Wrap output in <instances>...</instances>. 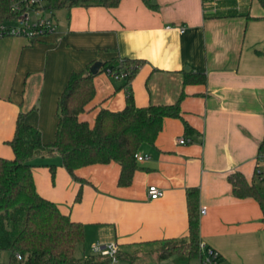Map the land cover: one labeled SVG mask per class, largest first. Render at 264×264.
I'll return each mask as SVG.
<instances>
[{"label":"crops","instance_id":"crops-1","mask_svg":"<svg viewBox=\"0 0 264 264\" xmlns=\"http://www.w3.org/2000/svg\"><path fill=\"white\" fill-rule=\"evenodd\" d=\"M156 2L155 10L141 0L74 5L39 39L0 37V156H13L8 141L19 112L44 143L54 138L57 98L72 70L116 56L143 59L129 83L98 71L94 97L79 118L92 124L101 107L122 109L128 88L138 106L173 103L183 91L181 116L195 132L186 135L180 118L165 117L154 142L139 147L149 158L137 162L125 186L117 183L114 161L78 168V181L57 152L37 155L36 191L83 223L87 241L128 251L185 237L186 189L197 187L200 239L219 253L220 264H264L260 207L253 197L235 196L228 181L239 171L253 183L263 157L264 10L258 0ZM187 70L204 72L206 82L183 84ZM149 184L162 195L150 199Z\"/></svg>","mask_w":264,"mask_h":264},{"label":"trees","instance_id":"trees-1","mask_svg":"<svg viewBox=\"0 0 264 264\" xmlns=\"http://www.w3.org/2000/svg\"><path fill=\"white\" fill-rule=\"evenodd\" d=\"M120 0H47V8L74 5H100L115 7ZM145 6L155 10L156 0H141ZM264 10V0H258ZM12 0H0V24L15 20L11 8ZM33 41L32 39H28ZM144 63L140 58L113 57L102 63L99 71L112 78L125 77L127 83ZM87 64L80 70H72L57 98V123L54 138L44 143L40 130L25 120L19 112L11 139L12 158L0 156V250H8V262L0 264H105L109 257L88 255L75 256L77 244L85 237L84 226L63 213L52 200L41 196L35 188L32 174V159L37 155L57 152L66 171L78 181L76 174L82 166L95 163L116 162L119 164L117 183L128 185L138 167L135 153L143 143L152 144L162 129L165 117L180 118L184 133L192 135L195 129L181 116L180 100L169 104H135L131 90L126 89L125 105L120 110L101 107L90 124L81 120L95 94L92 74ZM206 82L204 72H183V84ZM264 156V134L258 146V158ZM51 174L54 166L50 165ZM228 181L232 193L237 197H253L261 210L264 227V192L255 183H249L239 171L230 173ZM80 191L74 201H79ZM199 190L186 189L188 230L182 238L154 241L149 249L163 260L197 258L199 254L200 225L198 210ZM144 246H134L128 251L118 249L116 257L133 259ZM21 257L18 258L17 255ZM100 259V260H99Z\"/></svg>","mask_w":264,"mask_h":264},{"label":"built area","instance_id":"built-area-1","mask_svg":"<svg viewBox=\"0 0 264 264\" xmlns=\"http://www.w3.org/2000/svg\"><path fill=\"white\" fill-rule=\"evenodd\" d=\"M46 5L47 0H12L11 8L15 12L16 17L12 22L0 24V37L6 35L22 36L35 40L54 32L56 21L44 14L45 10L48 9ZM180 29L182 31V28ZM177 141L183 143L186 138L179 137ZM135 158L137 162H141L148 159L149 155L136 152ZM255 176H258L264 183V177L258 165L255 168ZM146 192L150 199H155L162 195V190L155 184H149ZM200 213H204V209H200ZM93 247L98 255L109 257L110 261L117 259L118 248L115 244H94ZM17 257L20 258L21 256L18 254ZM196 260V264H220V255L215 249L200 241L199 254Z\"/></svg>","mask_w":264,"mask_h":264},{"label":"rangeland","instance_id":"rangeland-1","mask_svg":"<svg viewBox=\"0 0 264 264\" xmlns=\"http://www.w3.org/2000/svg\"><path fill=\"white\" fill-rule=\"evenodd\" d=\"M65 6L56 7L53 9H46L44 14L46 16L52 17V19L57 20L59 15L61 16L65 12ZM2 38H0L1 40ZM260 170L262 171V176L264 177V156L258 161ZM254 183L258 190L264 192V183L259 179L258 176H254ZM94 243L87 241L84 237L82 243L77 244L75 248V256L77 258H82L88 255H95L97 253L93 247ZM151 246H144L142 251L138 253L133 259L126 256L118 257L115 261H108L105 264H196L197 260L192 259H175V256L168 257L166 259L160 260L157 258L156 253L152 252L149 248ZM10 257V252L8 250H0V263L8 262ZM100 260V259H99ZM99 264V263H97Z\"/></svg>","mask_w":264,"mask_h":264},{"label":"water","instance_id":"water-1","mask_svg":"<svg viewBox=\"0 0 264 264\" xmlns=\"http://www.w3.org/2000/svg\"><path fill=\"white\" fill-rule=\"evenodd\" d=\"M102 66V62L101 61H94L90 66H89V71L92 74H96L100 67ZM171 264V263H170Z\"/></svg>","mask_w":264,"mask_h":264}]
</instances>
